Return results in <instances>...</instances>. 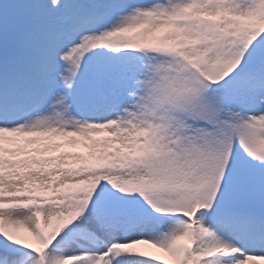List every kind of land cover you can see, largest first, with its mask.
<instances>
[{
  "label": "snow or ice",
  "instance_id": "1",
  "mask_svg": "<svg viewBox=\"0 0 264 264\" xmlns=\"http://www.w3.org/2000/svg\"><path fill=\"white\" fill-rule=\"evenodd\" d=\"M0 264H264V0H0Z\"/></svg>",
  "mask_w": 264,
  "mask_h": 264
}]
</instances>
